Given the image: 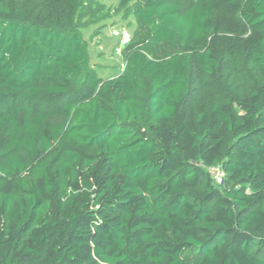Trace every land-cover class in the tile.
Segmentation results:
<instances>
[{"label": "trees", "instance_id": "16d2710c", "mask_svg": "<svg viewBox=\"0 0 264 264\" xmlns=\"http://www.w3.org/2000/svg\"><path fill=\"white\" fill-rule=\"evenodd\" d=\"M14 1L0 0V264H264V0H134L110 78L73 22L85 0H25L46 22ZM218 5L245 40L211 30ZM242 49L254 80H223ZM190 53L209 104L189 96Z\"/></svg>", "mask_w": 264, "mask_h": 264}, {"label": "rangeland", "instance_id": "374dc122", "mask_svg": "<svg viewBox=\"0 0 264 264\" xmlns=\"http://www.w3.org/2000/svg\"><path fill=\"white\" fill-rule=\"evenodd\" d=\"M88 5L86 13L73 17L83 38L87 42L90 64L101 78L116 76L122 66L120 52H116V38L112 37V29H128L130 32L134 26L132 7L134 0H85ZM123 1V2H122ZM199 0H182L185 5H191ZM23 8L28 20L46 22L47 15L39 7L38 3L27 1H14ZM245 6H249L250 0H241ZM56 4L53 3V7ZM56 8V7H55ZM54 8V9H55ZM55 12L59 15V10ZM213 32L227 31L237 34L245 40L251 30L242 19L239 12L232 11L226 5H218L213 8ZM191 71L189 73V96L205 103H211L219 99L218 91L211 85L208 78L204 77L198 69L195 53H190ZM223 80L240 81L244 78L247 82L254 80L248 53L242 49L234 61L224 58L220 70ZM206 81V83H205ZM44 106L43 103L35 107Z\"/></svg>", "mask_w": 264, "mask_h": 264}, {"label": "built area", "instance_id": "2783aa9c", "mask_svg": "<svg viewBox=\"0 0 264 264\" xmlns=\"http://www.w3.org/2000/svg\"><path fill=\"white\" fill-rule=\"evenodd\" d=\"M112 37L116 38V52H121L122 48L129 42L131 32L128 29H112ZM207 171L214 184H220L225 177V173L219 165L207 167Z\"/></svg>", "mask_w": 264, "mask_h": 264}, {"label": "crops", "instance_id": "0c3cea01", "mask_svg": "<svg viewBox=\"0 0 264 264\" xmlns=\"http://www.w3.org/2000/svg\"><path fill=\"white\" fill-rule=\"evenodd\" d=\"M123 66H124V63L122 62V66H121V68H120V71H119V73H120V72H121V70L123 69ZM119 73H118V74H119ZM118 74H117V75H118ZM117 75H116V76H117ZM112 77H115V76H112ZM108 78H110V77H108Z\"/></svg>", "mask_w": 264, "mask_h": 264}]
</instances>
